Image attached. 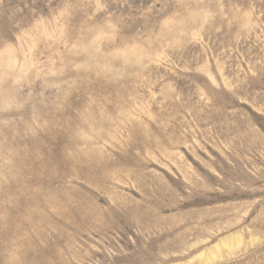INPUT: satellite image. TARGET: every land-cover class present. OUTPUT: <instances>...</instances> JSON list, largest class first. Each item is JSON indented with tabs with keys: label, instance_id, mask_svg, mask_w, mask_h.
<instances>
[{
	"label": "rangeland",
	"instance_id": "374dc122",
	"mask_svg": "<svg viewBox=\"0 0 264 264\" xmlns=\"http://www.w3.org/2000/svg\"><path fill=\"white\" fill-rule=\"evenodd\" d=\"M0 264H264V0H0Z\"/></svg>",
	"mask_w": 264,
	"mask_h": 264
}]
</instances>
